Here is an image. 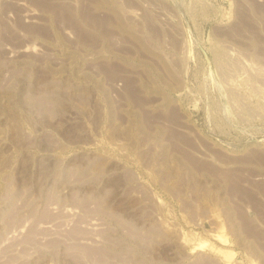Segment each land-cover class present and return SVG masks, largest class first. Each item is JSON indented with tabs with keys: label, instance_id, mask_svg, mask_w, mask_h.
Here are the masks:
<instances>
[{
	"label": "rangeland",
	"instance_id": "rangeland-1",
	"mask_svg": "<svg viewBox=\"0 0 264 264\" xmlns=\"http://www.w3.org/2000/svg\"><path fill=\"white\" fill-rule=\"evenodd\" d=\"M0 264H264V0H0Z\"/></svg>",
	"mask_w": 264,
	"mask_h": 264
}]
</instances>
